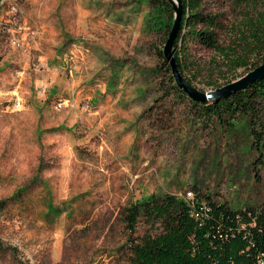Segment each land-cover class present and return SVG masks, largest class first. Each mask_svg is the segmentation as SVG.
<instances>
[{
    "label": "rangeland",
    "instance_id": "374dc122",
    "mask_svg": "<svg viewBox=\"0 0 264 264\" xmlns=\"http://www.w3.org/2000/svg\"><path fill=\"white\" fill-rule=\"evenodd\" d=\"M49 4L68 31L63 59H75L77 66L61 64L57 70L62 75L74 69L76 79L90 72L92 79L77 89L84 95L74 111L0 110V264H131L135 238L161 230L144 214L133 236L127 229L126 209L143 197H181L196 187L201 196L236 208L264 204V151L255 148L247 123L237 118L234 129L217 122L206 126L191 99L172 92L158 54L166 43L164 8L150 0ZM201 5L205 14L217 16L224 50L191 42L185 75L210 91L264 64V54L253 55L246 66L232 61L241 53L247 24L264 15V0ZM0 9V21L16 23L12 33L0 35L21 48L22 0H0ZM28 24L29 42L42 41L41 24ZM41 63L36 55L34 72H42ZM104 78L111 79L108 91L122 92V111L96 120L87 93L95 84L105 89Z\"/></svg>",
    "mask_w": 264,
    "mask_h": 264
},
{
    "label": "trees",
    "instance_id": "16d2710c",
    "mask_svg": "<svg viewBox=\"0 0 264 264\" xmlns=\"http://www.w3.org/2000/svg\"><path fill=\"white\" fill-rule=\"evenodd\" d=\"M181 1L182 21L174 44L175 57L180 72L193 84L185 75L189 44L197 42L216 50L224 49L216 36L217 16L205 14L201 0ZM150 3L168 12L166 42L174 20L172 4L168 0ZM200 22L203 27L198 29ZM246 29L239 45L241 53L232 56L236 66H246L253 55L264 54V15L251 20ZM158 54L167 66L172 92L179 97L188 96L198 109L196 116L206 126L217 122L234 129L238 118L242 124L247 123L255 148L264 151V76L226 96L196 101L178 87L163 50ZM260 61L264 63V58ZM190 192L191 198L156 195L143 197L127 207L125 221L131 236L142 214L161 225L158 233L147 232L135 238L131 244V264H264V204L236 208L227 201L214 200L209 194L201 196L196 187Z\"/></svg>",
    "mask_w": 264,
    "mask_h": 264
},
{
    "label": "crops",
    "instance_id": "0c3cea01",
    "mask_svg": "<svg viewBox=\"0 0 264 264\" xmlns=\"http://www.w3.org/2000/svg\"><path fill=\"white\" fill-rule=\"evenodd\" d=\"M22 4L26 14V17L23 18V28L20 26L24 30V34L20 37L23 46L16 47L11 41H8V37L0 35V110L4 112L24 110L29 113L40 110L44 113L45 110L56 108L67 112L70 109L74 111L80 106V102L83 100L82 95H84L81 93L83 89H79V91L77 89L83 82L86 83L92 79V74L89 72L86 77L82 76V78L76 79L74 77L76 70L71 69L69 74L62 71V75H60L57 69L63 67L61 64H67V67H77L75 59H72V63L63 59L64 54L67 53L66 42L69 38L67 29L61 23L62 17L58 15L57 11L50 10L49 0H22ZM4 16L5 11L0 9V18ZM30 19L39 22L42 26L44 39L40 42L32 44L29 42L30 34L33 33V24H28ZM12 38L14 35L11 40ZM36 55L42 59L41 73L34 72L32 69ZM93 56L98 59L96 55ZM53 79H55L54 82ZM104 81L105 89L97 90L95 84L92 92L87 93L96 120L103 116L106 119L108 116L122 111L120 105L123 103L122 92L108 91L107 85L111 79L104 78ZM48 83L52 84L48 85ZM16 99L22 101L19 107L14 106ZM65 102L66 105H63ZM61 103L62 107L57 108Z\"/></svg>",
    "mask_w": 264,
    "mask_h": 264
},
{
    "label": "water",
    "instance_id": "95a60500",
    "mask_svg": "<svg viewBox=\"0 0 264 264\" xmlns=\"http://www.w3.org/2000/svg\"><path fill=\"white\" fill-rule=\"evenodd\" d=\"M174 9V20L167 37L166 43L163 48V54L165 59L168 61L172 74L176 80L179 88L186 92L192 99L196 101H206L208 99H213L216 97H223L231 92L237 91L240 88H244L248 83L254 79L264 76V64L255 68L251 71L243 80L232 82L224 85L220 88L210 91H202L198 89L195 85L191 84L180 72L176 57H175V39L179 31V27L182 21V1L181 0H168Z\"/></svg>",
    "mask_w": 264,
    "mask_h": 264
},
{
    "label": "built area",
    "instance_id": "2783aa9c",
    "mask_svg": "<svg viewBox=\"0 0 264 264\" xmlns=\"http://www.w3.org/2000/svg\"><path fill=\"white\" fill-rule=\"evenodd\" d=\"M14 24L15 22L13 21V19H8V20H4V21H0V34H9L12 33L13 29H14ZM12 41L16 44V45H20L21 41L17 38H12ZM22 101L20 99H16L14 106L19 107L21 105ZM187 197L191 198L193 197L192 192H188L187 193Z\"/></svg>",
    "mask_w": 264,
    "mask_h": 264
}]
</instances>
